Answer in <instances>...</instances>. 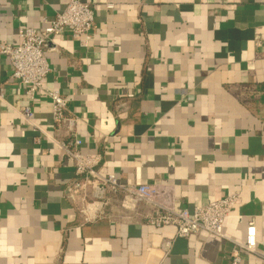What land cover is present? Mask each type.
Instances as JSON below:
<instances>
[{"label": "crops", "instance_id": "crops-1", "mask_svg": "<svg viewBox=\"0 0 264 264\" xmlns=\"http://www.w3.org/2000/svg\"><path fill=\"white\" fill-rule=\"evenodd\" d=\"M80 1L95 14L89 46L55 37L43 82L68 99L73 133L45 95L33 105L44 134L24 121L16 110L30 102L0 57V264H232V241L244 244L251 226L264 255V106L245 100L264 85V0ZM68 2L0 0V43L20 45V30L43 31ZM74 135L83 154L102 156V175L169 189L178 210L237 195L226 238H177L146 222L150 205L118 195L84 224L60 145Z\"/></svg>", "mask_w": 264, "mask_h": 264}, {"label": "built area", "instance_id": "built-area-1", "mask_svg": "<svg viewBox=\"0 0 264 264\" xmlns=\"http://www.w3.org/2000/svg\"><path fill=\"white\" fill-rule=\"evenodd\" d=\"M95 30V14L92 7L80 0H69L65 9L57 13L51 22L46 21L43 31L20 30V45L13 47L0 43V57L8 58L12 66L11 76L25 89L30 102L16 112L36 132L44 134L36 124L34 102L39 95L47 96L52 102L55 123L64 125L71 133L75 131V120L67 117L68 99L59 91L47 90L43 82L52 69L46 58V49L59 35L69 31L82 47H88ZM51 50H55L52 48ZM0 100L5 101V91L0 88ZM65 157L74 166L75 178L66 188V197L74 201L78 193L83 195L79 214L84 224L98 222L105 217L109 196L118 195L137 203L150 205L154 214L145 216L147 223L157 228L172 226L177 229V238H188L200 232H207L225 239L224 225L233 213L239 198L230 195L224 199L207 203L193 210H178L172 200V191L157 185H131L119 181L116 175L104 176L99 172L101 155H86L80 150L83 143L76 135L68 143L60 144ZM91 192V193H90ZM232 251V264H241L242 251L259 256L256 228L251 226L244 244L236 243ZM172 244H166V255Z\"/></svg>", "mask_w": 264, "mask_h": 264}, {"label": "trees", "instance_id": "trees-1", "mask_svg": "<svg viewBox=\"0 0 264 264\" xmlns=\"http://www.w3.org/2000/svg\"><path fill=\"white\" fill-rule=\"evenodd\" d=\"M245 100L250 101L253 105L255 102H261L264 106V85L258 86L255 89H251L248 93L245 94Z\"/></svg>", "mask_w": 264, "mask_h": 264}]
</instances>
